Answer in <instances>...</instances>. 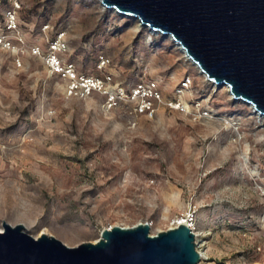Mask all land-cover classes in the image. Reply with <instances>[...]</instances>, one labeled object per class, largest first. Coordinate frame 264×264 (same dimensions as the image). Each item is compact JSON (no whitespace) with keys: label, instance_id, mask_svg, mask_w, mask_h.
Instances as JSON below:
<instances>
[{"label":"rangeland","instance_id":"obj_1","mask_svg":"<svg viewBox=\"0 0 264 264\" xmlns=\"http://www.w3.org/2000/svg\"><path fill=\"white\" fill-rule=\"evenodd\" d=\"M0 28L15 44L0 45V228L24 223L77 246L114 225L148 222L156 234L189 213L198 264H264V120L252 108L170 37L100 0H0ZM59 32L61 58L80 74L129 89L155 81L154 116L100 92L69 93L31 48L47 51Z\"/></svg>","mask_w":264,"mask_h":264},{"label":"water","instance_id":"obj_2","mask_svg":"<svg viewBox=\"0 0 264 264\" xmlns=\"http://www.w3.org/2000/svg\"><path fill=\"white\" fill-rule=\"evenodd\" d=\"M163 36L171 34L217 85L264 115V0H101ZM161 34V33H160ZM0 264H198L196 234L185 222L151 233L148 222L105 227L70 246L24 223L3 221Z\"/></svg>","mask_w":264,"mask_h":264},{"label":"built area","instance_id":"obj_3","mask_svg":"<svg viewBox=\"0 0 264 264\" xmlns=\"http://www.w3.org/2000/svg\"><path fill=\"white\" fill-rule=\"evenodd\" d=\"M17 26L16 15L10 12L8 27L15 28ZM0 45L6 48H14L13 40L2 32L0 28ZM68 43L65 37V32H59L55 38L50 41L47 51H43L40 46H32L34 54L44 57L48 68L53 73H61L68 79L69 93L80 92L81 95L87 96L93 92H100L107 98V102L111 105H116L122 101L135 102V112L144 113L149 117H153L156 111V102H162V92L155 81L148 83L138 82L131 89L125 85H112L111 76L102 78L98 76H89L80 74L76 66L72 62H64L61 58V53L66 51ZM103 64H106L109 59L102 58ZM191 83L190 77L182 81L181 92L184 88L189 87ZM167 105L177 110H186L185 105L181 100L170 99L166 101ZM186 219L188 225L195 230V221L193 214H187ZM179 223H177L178 225ZM176 225V226H177ZM200 246L197 243L198 250Z\"/></svg>","mask_w":264,"mask_h":264},{"label":"bare ground","instance_id":"obj_4","mask_svg":"<svg viewBox=\"0 0 264 264\" xmlns=\"http://www.w3.org/2000/svg\"><path fill=\"white\" fill-rule=\"evenodd\" d=\"M101 1V0H100ZM110 9H113V10H116L115 8H110ZM117 11V10H116ZM118 12V11H117ZM120 13V12H119ZM121 14V13H120ZM125 16H127V15H125ZM128 17H132V18H134V19H136L137 21H138V23H139V25H142V26H144V27H147V28H149L148 26H146V25H143L142 23H141V21H140V19H138V18H136V17H134V16H128ZM150 29V28H149ZM151 30V29H150ZM152 31V30H151ZM152 32H154V31H152ZM156 33H158V32H156ZM162 33V32H161ZM167 36L168 37H170L172 40H173V42L175 43V45L183 52V54H184V56L188 59V60H190L193 64H195V66L198 68V70H199V72L201 73V74H203V75H205V77L207 78V76H206V74L201 70V68L199 67V65L187 54V52H186V50H185V48H183V46L177 41V40H175V38L171 35V34H167ZM208 79V78H207ZM209 80V79H208ZM211 81V80H210ZM211 82H213V81H211ZM214 84H216L215 82H213ZM217 86H220V85H217ZM222 86H224V87H226V89L228 90V92L230 93V95L235 99V100H240V101H242V102H244V103H246L250 108H252V110H253V113L258 117V118H260V119H262V120H264V115H262L259 111H257L256 109H255V107L250 103V102H248V101H246V100H243V99H236L234 96H233V94L231 93V90H230V87L228 86V85H222ZM177 219V223H183V222H185V223H187L188 224V221H187V219H186V217L185 216H180V217H178V218H176ZM0 230H3L2 228H0ZM43 233H46L45 231L43 232ZM42 233V234H43ZM153 234H155V233H153ZM199 251L201 252V254H202V257H203V255H204V252L202 251V250H200L199 249Z\"/></svg>","mask_w":264,"mask_h":264}]
</instances>
